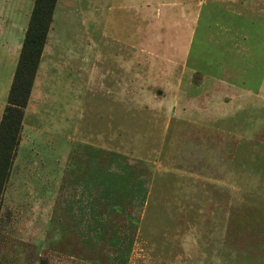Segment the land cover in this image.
Segmentation results:
<instances>
[{"label": "rangeland", "instance_id": "1", "mask_svg": "<svg viewBox=\"0 0 264 264\" xmlns=\"http://www.w3.org/2000/svg\"><path fill=\"white\" fill-rule=\"evenodd\" d=\"M33 1L0 26V123ZM263 80L264 0H60L0 264H264Z\"/></svg>", "mask_w": 264, "mask_h": 264}, {"label": "trees", "instance_id": "2", "mask_svg": "<svg viewBox=\"0 0 264 264\" xmlns=\"http://www.w3.org/2000/svg\"><path fill=\"white\" fill-rule=\"evenodd\" d=\"M58 0H35L10 89L7 107L0 123V193L18 146V137L32 92Z\"/></svg>", "mask_w": 264, "mask_h": 264}, {"label": "crops", "instance_id": "3", "mask_svg": "<svg viewBox=\"0 0 264 264\" xmlns=\"http://www.w3.org/2000/svg\"><path fill=\"white\" fill-rule=\"evenodd\" d=\"M11 1L12 0H0V11L2 12L1 13L2 16H0V23H2V24H0V26H1V29L3 31H6L7 28L16 30L17 21L19 23H21L22 18L25 20L27 19L26 14L23 17H21V14L20 15L19 14L18 15L13 14V11H12L13 7H12ZM59 3H60V0H58L56 8H58ZM34 4H35V0L33 1V9H34ZM18 6H19V8L21 7V5H18ZM32 12H33V10H32ZM55 12H56V9H55ZM55 12H54V15H55ZM31 15H32V13H31ZM30 18H31V16H30ZM29 21H30V19H29ZM28 25H29V22H28ZM21 29L25 32V35H26L27 30L24 27ZM27 29H28V27H27ZM24 39H25V37H24ZM23 43H24V41H23ZM22 47H23V44H22L21 49H20V54H21ZM19 58H20V56H19ZM18 62H19V60H18ZM251 94H253L255 96V98H257L259 100H264V83H263V85H261V87L257 93L252 92ZM263 102H261V103H263ZM257 108H260V106H258ZM257 108H256V111L258 110ZM3 114H4V112H3ZM2 118H3V115H2Z\"/></svg>", "mask_w": 264, "mask_h": 264}]
</instances>
